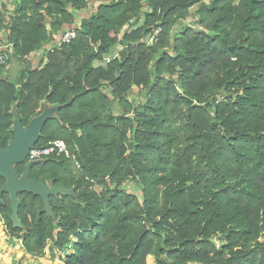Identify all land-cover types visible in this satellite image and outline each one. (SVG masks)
<instances>
[{
  "label": "trees",
  "instance_id": "trees-1",
  "mask_svg": "<svg viewBox=\"0 0 264 264\" xmlns=\"http://www.w3.org/2000/svg\"><path fill=\"white\" fill-rule=\"evenodd\" d=\"M15 4L7 41L23 65L15 79L0 65V148L14 138L15 115L26 127L59 106L35 146L64 139L81 162L62 154L33 163L31 179L73 190L50 197L53 214L20 193L16 227L3 194L0 213L27 252L43 255L51 241L64 264H147L149 255L157 264H264V0ZM89 6L96 11L79 17ZM192 9L201 28L175 34ZM72 29L77 37L57 46ZM118 44V56L95 64ZM128 179L139 195L124 188Z\"/></svg>",
  "mask_w": 264,
  "mask_h": 264
},
{
  "label": "rangeland",
  "instance_id": "rangeland-1",
  "mask_svg": "<svg viewBox=\"0 0 264 264\" xmlns=\"http://www.w3.org/2000/svg\"><path fill=\"white\" fill-rule=\"evenodd\" d=\"M206 1H209V0H206ZM94 6L93 7L89 6V8L80 11L78 13L79 17H81V15L88 16L92 12H95L96 8ZM16 7L17 6L15 4V0H0V10L4 15V18H3L4 21L2 22V25H0V47L8 46L6 49L8 62L5 64H0V65H3V70L5 74L9 75L10 79H15V77L18 76L19 74L18 72L20 68H22V65H23L22 63H20L13 57V46L11 43L7 41L8 30H7L6 25L10 21H12ZM69 9L71 10V8ZM194 10L195 9L191 10L192 14L189 17L175 24L173 28V32L175 34H179L182 26L185 24L192 26L193 28H196V29L201 28L200 25L196 23V20H198V17L194 14L193 12ZM128 28L129 27L126 25L123 28L122 32L127 30ZM121 48L122 46L118 44L114 48L113 53L111 55L109 54L106 55L104 61H96L95 64L105 65L109 59L113 58L114 56H118L117 54ZM42 53L43 51L36 55L35 54L33 56L31 55L29 59L30 60L34 59L33 58L34 56L35 58H38L40 57V54ZM143 98H144L143 92L140 91L138 87H135V86L132 87L130 100L133 101L134 104H137V102H139V100H142ZM52 108L56 109V108H59V106H55ZM48 109H51V108H48ZM114 109L119 110L118 107H114ZM53 115H54V112L52 113V116ZM70 155H71L70 157L73 159L72 162L76 164L78 169H81V162L78 159L77 155L75 153L72 154L71 151H70ZM48 157L49 156H46L45 158L48 159ZM57 158H58L57 155H55L56 160ZM55 168L60 171H64L66 168L67 170L70 169L69 166L61 167L59 165H56ZM50 182L54 184V179H51V178L48 179L46 184H49ZM124 184H125L124 188L128 192L135 193L138 195L141 193V190L138 184L135 183V180L128 179ZM95 187L98 191L102 190L101 187L98 185H96ZM261 240L263 241L264 238H262ZM212 241L214 242L216 248H221L223 245L222 240H220L217 237L213 238ZM50 248H51V241L47 243L45 247V253L43 255H35L33 253H28L27 250L23 246L22 239H19L16 236H12L10 234L7 224L5 222V219L3 215L0 213V264H64V262L62 261L63 256H61V254L58 251H56V254L54 255L53 252L50 250ZM69 250L70 248L68 249V251ZM147 264H157L156 257L154 255H149L147 257Z\"/></svg>",
  "mask_w": 264,
  "mask_h": 264
},
{
  "label": "water",
  "instance_id": "water-1",
  "mask_svg": "<svg viewBox=\"0 0 264 264\" xmlns=\"http://www.w3.org/2000/svg\"><path fill=\"white\" fill-rule=\"evenodd\" d=\"M58 109V108H56ZM55 108L44 110L39 116L25 127L19 117L15 115V134L14 138L6 148H0V177L5 178L6 182L0 187V200L4 193H9L12 204L11 219L16 227H21L19 209L21 201L19 194L23 192H33L40 196L45 205V211L53 214L50 202L51 196L73 194V190L65 187H57L52 182L49 184L36 181L30 178V170L34 162H28L22 175L14 168L17 164H22L31 148L39 141L41 132L46 120L52 117Z\"/></svg>",
  "mask_w": 264,
  "mask_h": 264
},
{
  "label": "built area",
  "instance_id": "built-area-1",
  "mask_svg": "<svg viewBox=\"0 0 264 264\" xmlns=\"http://www.w3.org/2000/svg\"><path fill=\"white\" fill-rule=\"evenodd\" d=\"M160 31V28L156 29L154 36L151 38V41L154 40L155 35L158 34ZM78 35V31L76 29L67 30L61 37L60 41H58L57 46H61L64 43H70L74 38H76ZM58 38V37H57ZM8 46L0 47V64H5L8 62V57L6 53V49ZM53 47H50V50H52ZM110 61V59L108 60ZM64 154L67 157H70V151L67 146V143L63 139H55L51 141L47 146L44 147H36L30 149L29 154L26 158L28 162H35L40 159L45 158L46 156L51 155H62Z\"/></svg>",
  "mask_w": 264,
  "mask_h": 264
},
{
  "label": "flooded vegetation",
  "instance_id": "flooded-vegetation-1",
  "mask_svg": "<svg viewBox=\"0 0 264 264\" xmlns=\"http://www.w3.org/2000/svg\"><path fill=\"white\" fill-rule=\"evenodd\" d=\"M27 163H28L27 160H25V161L22 163L23 165H25V168H26ZM14 168H15V166H14ZM16 169H17V168H16ZM17 170H18V169H17ZM24 171H25V169H24ZM24 171H23V172H24ZM18 172H19V170H18ZM23 172H22V173H23ZM22 173L19 172L20 175H22ZM5 182H6V180H5Z\"/></svg>",
  "mask_w": 264,
  "mask_h": 264
},
{
  "label": "crops",
  "instance_id": "crops-1",
  "mask_svg": "<svg viewBox=\"0 0 264 264\" xmlns=\"http://www.w3.org/2000/svg\"><path fill=\"white\" fill-rule=\"evenodd\" d=\"M56 37H58V35H56ZM38 53H40V52H35V53L32 54V56H33L34 54L36 55V54H38ZM40 55H41V54H40ZM33 58L35 59V56H34Z\"/></svg>",
  "mask_w": 264,
  "mask_h": 264
}]
</instances>
